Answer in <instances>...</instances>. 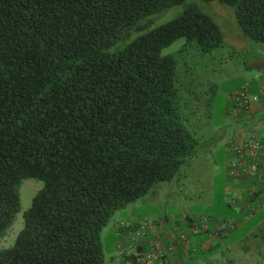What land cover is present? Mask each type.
Instances as JSON below:
<instances>
[{
    "label": "trees",
    "instance_id": "trees-1",
    "mask_svg": "<svg viewBox=\"0 0 264 264\" xmlns=\"http://www.w3.org/2000/svg\"><path fill=\"white\" fill-rule=\"evenodd\" d=\"M205 1L234 7L243 36L264 45V0ZM183 2L0 0V238L21 210V182L43 183L0 264H105L115 214L196 157L178 61L162 52L185 39L209 54L220 29L190 6L147 32Z\"/></svg>",
    "mask_w": 264,
    "mask_h": 264
},
{
    "label": "crops",
    "instance_id": "crops-1",
    "mask_svg": "<svg viewBox=\"0 0 264 264\" xmlns=\"http://www.w3.org/2000/svg\"><path fill=\"white\" fill-rule=\"evenodd\" d=\"M244 43L246 49H252L249 42ZM244 70L255 71L254 75H245L242 87H247L252 96L258 95L259 102L246 110L233 97V91L220 107V115L226 121L212 126L204 141L209 146L216 142L226 145L224 175L217 174L223 179L220 193L205 198L202 204L193 205L191 211L178 217L161 214L155 205L152 213H146L147 202L142 199L117 212L104 229L114 234L109 264H142L154 242L168 252L161 260L147 264H264L258 258L264 252V170L260 176L252 177L243 169L232 174L229 167L234 158L227 143L230 137L245 138L250 127L264 136V59L245 65ZM204 209L211 210L212 215H201ZM205 218L212 222L206 223ZM220 224H225L227 231L220 232ZM244 228L246 232L239 236ZM136 232H141V236L133 241Z\"/></svg>",
    "mask_w": 264,
    "mask_h": 264
},
{
    "label": "rangeland",
    "instance_id": "rangeland-1",
    "mask_svg": "<svg viewBox=\"0 0 264 264\" xmlns=\"http://www.w3.org/2000/svg\"><path fill=\"white\" fill-rule=\"evenodd\" d=\"M190 6H196L213 19L220 29L222 45L208 54L203 53L195 44L188 46L185 39H180L162 52L163 56L174 55L177 58L176 86L183 117L187 127L200 141L198 154L181 168L179 175L171 182L155 185L151 193L142 199L147 202L146 213H152V207L155 205L161 214L172 217L191 211L193 205H200L205 198L220 193L219 188L223 179L218 178L217 174L224 175L227 161L226 145L216 142L209 146L204 142L207 140L206 134L212 126L215 127L217 123L226 121L225 117L220 115L224 98L231 96L233 91L244 89L242 86L246 80L245 75L255 74L254 70L245 71V65L264 59L262 49L264 45L245 38L237 26L235 8L217 1L184 0L183 3L153 16L147 32L180 17ZM244 40L253 46L251 50L245 48ZM124 46V43H119L111 49V52L120 50ZM42 188L43 183L37 180L21 182L18 187L21 210L12 228L0 238V249L15 244L19 232L23 229V215L31 208L34 197ZM203 211L200 212L201 215L213 213L208 209ZM192 213L195 211L192 210ZM246 230L247 228H244L239 236H242ZM101 239L105 264H109L108 258L113 253L114 234L103 230ZM258 258L264 261V252Z\"/></svg>",
    "mask_w": 264,
    "mask_h": 264
},
{
    "label": "built area",
    "instance_id": "built-area-1",
    "mask_svg": "<svg viewBox=\"0 0 264 264\" xmlns=\"http://www.w3.org/2000/svg\"><path fill=\"white\" fill-rule=\"evenodd\" d=\"M233 97L241 101L244 109L248 110L255 103L259 102V96H252L248 88L238 90L233 93ZM259 133V132H258ZM256 128L250 127L246 137H230L227 140L229 151L233 153L234 158L229 167L231 172H236L237 169H243L250 176L256 177L262 174L264 170V136H259ZM206 223H211V218H205ZM220 232L227 231L225 224L218 225ZM141 236V232H136L133 236V241ZM168 251L158 242L152 244V250L146 253V259L142 264H147L150 261L161 260Z\"/></svg>",
    "mask_w": 264,
    "mask_h": 264
}]
</instances>
